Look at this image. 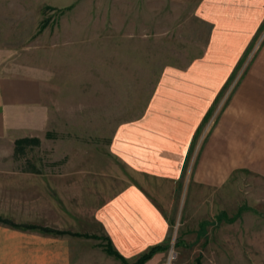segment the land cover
<instances>
[{"label":"crops","instance_id":"0c3cea01","mask_svg":"<svg viewBox=\"0 0 264 264\" xmlns=\"http://www.w3.org/2000/svg\"><path fill=\"white\" fill-rule=\"evenodd\" d=\"M25 9L7 4L0 19L22 29L0 39L29 41L32 25L39 30L37 12L31 19ZM196 10L210 27L202 54L183 69H167L141 115L118 125L109 153L133 180L91 210L89 223L80 225V211L66 206L62 192L48 191V180L36 166L28 164L10 176L0 171V218L54 232L0 223V264H122L102 250L99 240L78 235L108 238L129 264L159 247L144 264H164L174 214L145 189L144 179L214 189L241 171L264 179V0H201ZM37 68L27 50L0 49L3 168L12 161L8 158L32 147L16 151V141L38 140L39 145L52 136L46 84ZM242 72L241 79L227 81ZM161 191L158 196H164ZM180 258L178 264H191Z\"/></svg>","mask_w":264,"mask_h":264},{"label":"rangeland","instance_id":"374dc122","mask_svg":"<svg viewBox=\"0 0 264 264\" xmlns=\"http://www.w3.org/2000/svg\"><path fill=\"white\" fill-rule=\"evenodd\" d=\"M200 1L0 0V13L15 2L27 6L28 18L37 12L38 25L45 24L38 35L32 25L29 41L0 39V49L27 50L42 72L52 134L20 157L8 158L12 161L0 171L10 176L28 164L36 166L48 180V191L62 192L66 206L80 211V225L89 223L91 210L133 180L109 153L118 125L141 115L167 69H183L202 54L210 27L197 17ZM21 29L0 19V38ZM243 74H231L227 81ZM52 161L64 164L55 168ZM143 185L174 214L171 264L181 255L191 264L198 255L202 264H264L263 178L241 171L219 189L148 179ZM242 208L234 223L216 221Z\"/></svg>","mask_w":264,"mask_h":264},{"label":"trees","instance_id":"16d2710c","mask_svg":"<svg viewBox=\"0 0 264 264\" xmlns=\"http://www.w3.org/2000/svg\"><path fill=\"white\" fill-rule=\"evenodd\" d=\"M45 24H41L39 27V32H41L45 26ZM210 113V112H209ZM208 113V115H209ZM207 115V117H208ZM38 145V140H28V139H24V140H19L15 142V147H16V151L22 150V147H27V146H37ZM242 209H238L237 214L232 217V218H228L227 216H225L224 214H220L219 216L216 217V221L220 222L221 220L224 219V222L227 224H232L234 223V221L239 217L241 210ZM247 209V208H246ZM0 223L7 225L9 227L12 228H18V229H25V230H40V231H45V232H52L50 230H46V229H40L38 227H34V226H25V225H16L11 221L5 220L0 218ZM206 224H202V226H205ZM54 233V232H52ZM80 237H84V238H92V239H96L99 240L100 243V247L102 248V250L108 255L111 256L117 260H119L122 264H129L126 262V260L124 258H122L113 248L110 240L108 238L105 237H98V236H87V235H78ZM161 248L159 247H154L151 248L149 251H147L146 253L142 254L140 257L137 258V260L132 263V264H144L147 260H149L152 255H154L157 251H159ZM196 264H201L199 259L196 260Z\"/></svg>","mask_w":264,"mask_h":264},{"label":"built area","instance_id":"2783aa9c","mask_svg":"<svg viewBox=\"0 0 264 264\" xmlns=\"http://www.w3.org/2000/svg\"><path fill=\"white\" fill-rule=\"evenodd\" d=\"M173 247L174 245L171 244L170 250L168 249V254L166 255L167 264H171L176 257V253L174 252Z\"/></svg>","mask_w":264,"mask_h":264}]
</instances>
